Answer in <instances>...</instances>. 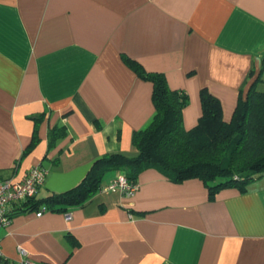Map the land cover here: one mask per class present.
<instances>
[{"label": "crops", "instance_id": "obj_1", "mask_svg": "<svg viewBox=\"0 0 264 264\" xmlns=\"http://www.w3.org/2000/svg\"><path fill=\"white\" fill-rule=\"evenodd\" d=\"M123 55L187 93L186 129L203 88L229 121L253 83L264 90V0H0V180L47 172L38 205L0 229L4 256L18 263L21 247L38 264H264V175L210 196L198 178L171 182L147 168L132 195L97 190L66 211L42 202L103 154H137L152 84Z\"/></svg>", "mask_w": 264, "mask_h": 264}, {"label": "trees", "instance_id": "obj_2", "mask_svg": "<svg viewBox=\"0 0 264 264\" xmlns=\"http://www.w3.org/2000/svg\"><path fill=\"white\" fill-rule=\"evenodd\" d=\"M123 60L152 84L153 118L146 128L132 135L137 154H103L79 184L51 192L42 202L49 207L58 205V211L83 205L97 192L104 174L116 169L130 180L147 168L156 169L171 182L198 178L206 184L210 196L222 187L238 186L244 191L250 181L264 175V90H257L253 83L244 96L238 97L230 120L225 121L220 100L203 88L201 115L195 126L186 129L182 113L188 104L187 93L171 89L163 73L147 72L136 60L124 55ZM64 133L63 126L52 128L49 144ZM33 136L25 152L34 145L36 132ZM40 201L34 197L28 202L35 208ZM24 209L27 208L20 210Z\"/></svg>", "mask_w": 264, "mask_h": 264}, {"label": "built area", "instance_id": "obj_3", "mask_svg": "<svg viewBox=\"0 0 264 264\" xmlns=\"http://www.w3.org/2000/svg\"><path fill=\"white\" fill-rule=\"evenodd\" d=\"M46 170L35 165L28 169L23 179L14 180L6 178L0 180V229L11 222L12 216L17 210L28 207L29 200L36 197L39 188L45 181ZM139 189V184L128 179L125 175L119 174L106 185H100V193L118 192L122 195H132ZM42 214V210L36 213L37 216ZM66 219L70 216L66 213ZM18 252L22 259L18 263L8 260L2 251L0 239V264H38L32 260L25 249L19 247Z\"/></svg>", "mask_w": 264, "mask_h": 264}]
</instances>
